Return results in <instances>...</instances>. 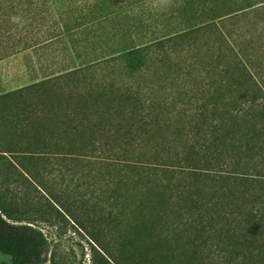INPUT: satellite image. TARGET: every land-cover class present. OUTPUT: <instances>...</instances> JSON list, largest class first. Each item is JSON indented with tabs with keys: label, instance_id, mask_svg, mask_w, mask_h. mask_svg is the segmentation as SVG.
I'll return each mask as SVG.
<instances>
[{
	"label": "trees",
	"instance_id": "16d2710c",
	"mask_svg": "<svg viewBox=\"0 0 264 264\" xmlns=\"http://www.w3.org/2000/svg\"><path fill=\"white\" fill-rule=\"evenodd\" d=\"M16 1L33 15L37 32L22 38L30 47L73 37L77 27L69 23L79 19L81 33L99 36L113 20L150 2L114 0L104 11L105 0ZM203 1L210 3L191 0ZM53 7L60 15H79L65 23V17L54 18ZM235 13L144 44H135L137 30L118 25L123 39L116 54L85 50L77 67L1 94L3 173H26L25 165L52 159L93 160L117 174L145 170L135 183L147 179L151 188L137 203L158 226L144 228L146 240L133 243L122 234L114 264H264V7L260 21ZM256 38L260 57L254 55ZM107 62L114 64L112 76L101 79L95 74ZM154 132L159 136H150ZM144 143L151 144L144 162L113 158L125 157L124 145ZM128 200L120 198L122 226L135 224ZM15 213L0 196V258L43 264L46 238Z\"/></svg>",
	"mask_w": 264,
	"mask_h": 264
},
{
	"label": "rangeland",
	"instance_id": "374dc122",
	"mask_svg": "<svg viewBox=\"0 0 264 264\" xmlns=\"http://www.w3.org/2000/svg\"><path fill=\"white\" fill-rule=\"evenodd\" d=\"M105 1L106 6L102 5V8L107 11L114 0ZM206 1L210 3L150 0L145 7L137 5L138 8H134L133 12L129 10L128 14L113 20L96 37H87L81 33L84 31V25L82 19H79L69 23L70 27H77L73 37L38 47L23 43V35L37 31L33 27V15L18 5L22 1L0 2V95L77 67L82 64V60L77 57L81 55L86 58L85 50L87 53L95 51L93 56L98 57L103 54L101 50H104V55L116 54L121 50L118 44L123 39L116 35L118 32L115 28L119 27L118 25H122L124 29L130 26L137 30L134 42L144 44L165 34L211 20L220 23V20L227 18L226 14L232 11L236 12L235 14L251 13L248 20L260 21V8L264 7V0H222L220 7L216 6L218 4L213 3V0ZM57 2L62 3L60 0ZM71 9L73 10L72 6L68 10L71 12ZM68 10L65 13H68ZM120 10L123 11L119 9L117 12ZM61 12L60 7L54 8V18L65 17V23L69 18L73 20L79 15L73 14L74 12L60 15ZM79 26L83 27L78 29ZM18 37L20 41L17 43L15 40ZM255 42L258 50L254 55L260 57V38H256ZM166 52L172 55V51ZM93 56L87 54V58ZM105 65L95 74L101 79L112 76L110 67L114 65L113 62ZM152 75L153 68L149 72V78L153 79ZM141 83L144 84L143 80ZM154 86L162 91L163 85ZM150 136L157 137L159 134L154 132ZM150 147V143L124 145L122 152L125 157L115 155L113 158L144 162V157L149 156L147 151ZM1 161L0 196L4 197L6 203L16 212V217L30 220L42 231L47 240V253L43 264H114L121 247L122 234H130L131 237H126L133 243L135 240H146V234H142L146 233L144 228L153 230L158 226V219L154 215L150 216L146 209L138 207V203L147 200L146 193L151 188L147 179L135 183L139 176L147 174L145 170L138 172L136 169L127 168L125 173L117 174L105 171L101 162L93 160L52 159L36 160L37 162L25 165L26 173L18 169L16 173L6 175L3 173L4 164ZM126 174L129 175L127 180ZM160 175L166 176V173ZM122 176L125 177L121 178ZM126 195L129 196L128 202L133 204V226L126 223L120 225V198ZM158 207L163 208L161 201ZM100 248L107 250L109 259ZM0 264L8 263L0 258Z\"/></svg>",
	"mask_w": 264,
	"mask_h": 264
}]
</instances>
